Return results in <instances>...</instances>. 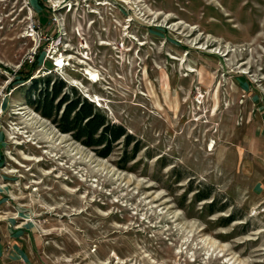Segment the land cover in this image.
Segmentation results:
<instances>
[{
    "label": "rangeland",
    "instance_id": "obj_1",
    "mask_svg": "<svg viewBox=\"0 0 264 264\" xmlns=\"http://www.w3.org/2000/svg\"><path fill=\"white\" fill-rule=\"evenodd\" d=\"M29 72L124 126L135 159L60 133ZM0 239L26 264H264V0H0Z\"/></svg>",
    "mask_w": 264,
    "mask_h": 264
},
{
    "label": "trees",
    "instance_id": "obj_2",
    "mask_svg": "<svg viewBox=\"0 0 264 264\" xmlns=\"http://www.w3.org/2000/svg\"><path fill=\"white\" fill-rule=\"evenodd\" d=\"M36 61L29 65L32 69ZM30 72L22 76L21 80H29L25 92V103L31 106L44 119L49 120L62 134H69L71 138L81 145L91 148L94 153L103 159L108 158L122 143V168L133 161L140 151L139 142L129 134L121 124L112 123L94 103L79 95L64 81L51 76L30 79ZM130 148V150H128ZM192 191V190H191ZM196 202L206 203L209 215L224 213L228 209L226 203L217 206L212 198L211 190H197L194 194ZM243 216L236 217L230 213L221 219L222 226L241 220Z\"/></svg>",
    "mask_w": 264,
    "mask_h": 264
},
{
    "label": "crops",
    "instance_id": "obj_3",
    "mask_svg": "<svg viewBox=\"0 0 264 264\" xmlns=\"http://www.w3.org/2000/svg\"><path fill=\"white\" fill-rule=\"evenodd\" d=\"M15 241H18L15 239ZM15 241L13 240L12 243ZM3 242L0 239V264H26V256L22 254L23 251L16 250V246L13 245V252H10L8 254L4 253L3 250Z\"/></svg>",
    "mask_w": 264,
    "mask_h": 264
},
{
    "label": "bare ground",
    "instance_id": "obj_4",
    "mask_svg": "<svg viewBox=\"0 0 264 264\" xmlns=\"http://www.w3.org/2000/svg\"><path fill=\"white\" fill-rule=\"evenodd\" d=\"M97 77L95 75L92 76L91 81H95Z\"/></svg>",
    "mask_w": 264,
    "mask_h": 264
}]
</instances>
